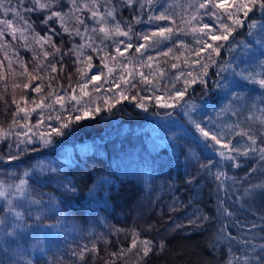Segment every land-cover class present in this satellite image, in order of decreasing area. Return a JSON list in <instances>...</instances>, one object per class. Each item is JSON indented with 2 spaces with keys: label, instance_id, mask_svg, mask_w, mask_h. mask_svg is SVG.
Here are the masks:
<instances>
[{
  "label": "trees",
  "instance_id": "trees-1",
  "mask_svg": "<svg viewBox=\"0 0 264 264\" xmlns=\"http://www.w3.org/2000/svg\"><path fill=\"white\" fill-rule=\"evenodd\" d=\"M166 1L154 0L153 5H145L142 10L139 5L135 10L121 7L119 17L125 22L132 21L135 33H142L143 30L150 32L155 30L157 23L162 26L165 22L136 23L132 17L139 12L140 18L146 20L148 15L158 14ZM103 3L104 0H100V4ZM30 6L29 0H24L22 5L18 3V0H11L10 4L6 3V7L15 8L30 22H34L35 32L40 36L51 35L41 24L45 13L43 11L26 12L25 9ZM203 12L204 10H201V23L209 21L208 16L203 15ZM85 14L90 16L87 9ZM250 17L259 20L261 14L255 11L254 14H250ZM4 20H11L13 28L23 27V23L18 21L13 12L5 15L3 9H0V21ZM176 22L180 23L179 20ZM49 23L56 28L58 34L53 37V42L61 48L63 55L57 53L54 57L52 55L43 57L41 48L50 53L54 51L50 45L41 46L32 42L29 37V47H24L25 41L19 39V32L16 33L17 39H13L11 29H8L0 40L8 45L6 49L0 48V75L3 76L0 79V97H2L0 128L8 132L11 126L12 133L0 138V155L5 157L0 160V164H3L0 168V182L7 186L13 184L18 178L14 175H6L7 170L15 174L27 172L29 175L25 179L29 181L36 198L42 196L45 202H49L51 198L55 209L45 211L39 221H36V213L33 212L28 219L31 228L19 233V240L16 239L11 243L12 249L8 256H0V264H27L28 261H31V264H109V262L142 264L141 257L137 255V249L127 251L131 246L133 233H138L140 239L166 242L165 251L150 254L148 258H145L146 264H226V261L233 258V252L228 251L226 245H220L217 249L211 248V242L218 235L217 229L222 223L227 224L229 231L237 238V243L232 244L237 256H242L243 252L247 251L242 244L238 243L241 239L252 240L255 237L254 243L257 245L264 243L261 239L264 237V231H261L259 227L264 225V219H262L264 196L260 194L262 190L258 188L250 190L252 194L249 196L253 200L251 208L245 205V200L239 202L241 205H237L234 201L244 196L243 192L249 188V185L264 183V162H260L258 157L256 159L240 157V168L227 167L222 160L218 164L220 167L216 165L210 170L202 167L207 165L209 160L213 162L215 160L208 153L210 149L205 147L203 138L195 132L184 114L186 107L163 109L155 106L149 99L146 108H140L135 101L129 99L121 100L120 103L109 108L102 102V98L112 97L127 86L119 83L117 77L122 73L117 69L116 61L111 59L107 61L109 67H113L111 74L108 73L107 68H104L100 59L104 55L102 52L96 54L88 49L84 50L88 55L93 56L92 63L93 66H98L99 75L103 72L100 90L92 94V100L95 103L90 104L93 108L99 106L101 111L94 112L79 121L73 119L70 127L65 129V135L53 137V143L48 146H42L34 134L39 131H48L49 125L58 126L55 119L48 120L47 116L51 114L55 117L61 114L66 118L69 115L67 109L73 107L75 102L66 100L65 108L55 105L53 109H47L43 113L40 109L36 112L29 111L27 118L29 125H36L38 121H42L43 124L40 128H32L29 134L33 135L34 142L27 147H35L39 150L25 152L18 160L7 159L9 155L17 153L14 146L9 147L16 143L14 132L17 129L12 123V113L16 110V105L11 102L14 94L13 83L22 84L28 81V77L27 74L12 76L9 73L5 52L12 59V67L17 73L23 71L18 59L24 61L28 73L32 74H35L33 70L37 63L47 64L49 61H59L56 65L57 72H51L50 68L37 70L44 80L43 82L33 81V86L43 83L41 94L32 91L31 87L15 90L18 102L29 110L34 106L31 103L33 100L40 102V95H46L52 89L61 95L70 93L72 89L78 93L77 81L83 82L77 68L84 69L86 65L74 63L77 60L75 53L69 54L73 43L80 44V37L74 35L70 37L68 33H64L58 22L50 21ZM211 23L214 28H218L215 18ZM166 24L169 25L167 22ZM0 27L4 26L0 25ZM181 27L186 26L181 25ZM252 33L249 35L247 28L238 29L233 34L235 39L230 37L225 47L221 48L220 55H214L216 63L208 68L207 76L201 77L207 83L201 84V78H198L197 82L188 89L185 101L188 105L196 106L194 118L205 121L207 118H202L203 111L212 114L215 108L225 105L222 103L225 98L231 101L236 94L241 93L248 98L255 95L259 102L264 99V88L244 78L250 73L264 74V68L259 66L264 61V55H262L264 31L252 29ZM117 38L113 37L105 41V44L110 46L107 47L108 53H111L113 39ZM124 39L128 40L127 37ZM132 42L143 43L142 40H136L135 36L132 37ZM246 44L250 47H245ZM169 47L173 49L172 53L166 57L161 56L160 52L167 51ZM200 47L194 34L177 32L172 39L160 46L149 48L143 56L132 48L125 52L124 58H118V60L127 64L129 71L143 72L146 75L155 74L153 83L156 87L150 91V95H145L144 90L138 93L139 96L151 98L154 92L162 95L169 86L173 84L177 86L179 82L177 77L182 78L184 82L187 73L191 72L193 76H196L203 71L201 65L207 62L208 53L202 52L200 57H197L195 50ZM229 47L232 51H229ZM149 55L154 57V60L150 62L151 68L141 66L142 61L147 62ZM177 56L179 59L174 58ZM129 60L132 62L128 63ZM197 60L199 63L196 62ZM173 63L177 65L176 68L171 67ZM61 68H63L62 71ZM181 72L184 76H181ZM56 77L58 79H50ZM108 77L111 80L109 83L105 82ZM256 77L258 80L262 78L261 75ZM150 78L153 77L150 76ZM139 79L137 75L135 82L138 83ZM49 83L52 84L51 89L48 88ZM182 85L184 86V83ZM139 87L143 89L145 86L139 85ZM178 87L182 88L179 85ZM109 88L112 90L109 91ZM128 94H137V89H132ZM21 95H24V100L20 99ZM47 102L51 103V100ZM84 102L89 103V97H84ZM260 107L264 105L261 104ZM78 114L80 113L76 110L71 113L72 116ZM23 117L24 113H20L16 119L23 124L25 122ZM242 118L243 116L240 117ZM152 119L158 121L157 136H153L148 131L152 125ZM177 126L185 129V133L174 132ZM256 126H252L254 131L259 129ZM241 127L249 128L243 126V123ZM23 131L26 129L23 128L20 132ZM237 140L240 141L241 148L247 143L245 139L238 136L234 138V142ZM65 147H69L71 153L65 154L59 150ZM6 149L9 151L4 154ZM41 162L45 167L51 164L60 170L56 173L47 170L41 172L37 168ZM218 170L224 171L231 179L222 177L221 185L215 179ZM69 183L75 191H69L64 187ZM221 201L225 206H230L229 211L233 212L234 216L228 218L217 211ZM194 213L208 215L215 219L206 222L202 228H194L187 224ZM178 223L184 224L185 227L173 232V226ZM253 223L257 227L251 232L240 226L241 224L250 226ZM149 225L152 226L150 231L146 230ZM44 228L49 232L55 229L60 235L54 238L55 241L50 240ZM36 241H42V243L33 247ZM93 245L96 246L97 251H86L84 259L81 260L79 255L81 249L85 246L91 249ZM121 250H125L122 255H113V253H121Z\"/></svg>",
  "mask_w": 264,
  "mask_h": 264
},
{
  "label": "snow or ice",
  "instance_id": "snow-or-ice-1",
  "mask_svg": "<svg viewBox=\"0 0 264 264\" xmlns=\"http://www.w3.org/2000/svg\"><path fill=\"white\" fill-rule=\"evenodd\" d=\"M6 3L10 4L11 0H0V9H3L5 15L8 12H13L18 21L23 23L21 28H13V22L11 20L0 21V40L5 36L8 29H11V34L13 39H17L16 33L19 32V39L25 41L24 47H29L28 41L31 37V41L37 44H48L51 48L54 49L52 53L43 50V57H48L52 55L53 57L61 52V48L57 47L53 42V37L57 35L55 27L49 23H59L63 32L68 33L69 36H79L82 40L86 39L87 43L75 44L73 43V48L69 50V54L75 53L77 60L74 63L79 62L82 65H86L88 70L93 68V56L87 55L84 56V49L90 48L92 52L99 53L104 52V55L100 57L101 62L104 65V68H107L109 74L113 72V67H109L107 61L111 59L112 61H117L118 58H124L125 52L129 49L135 48L136 53H140L143 56L144 52H147L149 48L158 47L163 44L165 41H168L173 38L177 32H190L196 36L197 44H200L201 47L195 50L197 57H200L202 52H207V62L201 65L203 69L202 72L198 73L196 76H193L191 72L187 73V78L184 79V86L182 88H176L175 84L172 85L171 89H165L162 95L153 94L151 98L146 96H139V91H143L139 85H144L149 90L155 89L156 85L153 83V79L156 78L154 73L146 75L143 72H133L128 70V65L120 63V67L123 68L125 75L119 76V82L127 87L117 94H114L112 97L102 98V102L107 105L109 108L114 107L115 104L120 103L121 100H133L136 102L137 107L146 108V103L149 99L154 102L155 106L159 108L168 109L176 107H186L185 115L188 117L189 123L194 127L195 132L203 138L205 147L218 153L219 157L222 158L225 165L231 168H240L241 160L240 157H252L260 162H264V107L260 108L261 117L248 116L247 119H258L260 123V128L255 131L252 128L241 129L239 132H235L236 128H241L239 123L234 124H220L218 122H213L212 118L209 117L207 121L198 120L194 118L193 113L196 111L195 105H188L185 101V96L188 93V89L197 82L198 78L205 77L208 74V68L216 63L214 60V55L219 56L221 48L225 47V43L229 42L230 37L234 40V33L238 29L247 28L248 34L252 35V29H260L264 31V0H195V4H190V7H195L196 10L191 14L187 19L184 17L180 18V23L177 24L176 20L173 18V15L169 13L167 9L160 11L156 15H148L146 20L140 18L139 12L132 17V20L136 23H153L160 21H168L169 26H161L159 23L156 24L155 30L150 32L135 33L132 21L125 22L119 17V9L121 7H127L131 9H136V6L139 5V8L142 10L145 5L151 6L154 4V0H104V3L101 5L100 0H29L31 4L30 7L25 9L26 12H40L45 13L44 19L41 21V24L47 28V32L51 35L46 34L45 36H40L35 32L34 22H30L29 19H26L20 14L15 8L6 7ZM18 3L22 5L24 0H18ZM67 8V11H65ZM85 9L90 13L89 15L85 14ZM103 9V10H101ZM204 10L203 15L208 16L209 21L201 23L200 16L201 11ZM255 11H259L261 14V19L257 20L250 17V14H254ZM215 18V21L219 25L218 28H214L211 21ZM195 22V23H194ZM185 25L186 27H181ZM83 29V31H82ZM135 36L136 40H142L143 43L135 44L132 42V37ZM113 37H127L128 42L117 41L113 39V44L119 45L124 43L123 51L119 46H116L115 53L117 55H112L111 53L105 52L104 48L110 47L105 44V41ZM96 39L100 40V43L104 45V48L98 46L95 41ZM211 41V43L209 42ZM220 42V43H217ZM259 43V41L257 42ZM183 46V45H182ZM8 45L6 43L0 42V48L6 49ZM245 47H250V45H245ZM35 52V49H33ZM173 49L169 47L167 51L160 52L161 56H168L172 53ZM229 51H232V48L229 47ZM264 55V53H262ZM83 58V59H82ZM179 59V57H174ZM5 59L8 60V71L12 76H25L27 74L28 81L24 83H13V98L12 103L16 105V110L12 113L13 116V125L17 128H24L26 131L16 132L15 135L18 138L14 145H9V147H15L17 153L15 155H9L8 160H18L20 157L28 151H38L39 149L32 147H27L28 145L33 144L34 138L33 135H29L33 127L40 128L43 124L42 121H38L36 125H29L27 123V118L29 111L36 112L37 109H40L43 113L47 109H53L55 105H59L60 108H65V103L67 101H74L75 104L73 107L68 108L67 111L69 115L65 118L61 114L53 117L51 114L47 116L48 120L55 119L58 122V126H48V131H39L35 133V138L41 143L42 146H48L53 143V137H60L65 135V129L70 127L71 121L74 119L76 121L82 120L85 117L90 116L94 112L101 111L99 106L95 108L91 107V103H95L92 100V93L98 92L100 86L98 84H93V82H98L101 80V75H88V72L83 68H77L83 82L77 81V87L79 92L76 93L75 89H72L70 93L61 95L57 93L55 89L47 92L46 95H40V102L37 103L33 100L31 103L34 105L30 110L26 106H21L15 96L16 89H28L32 88V91L37 94H41L43 91V83L36 84L33 86V81L40 80L43 82L44 77L39 75L38 69H47L50 68L51 72H57V62L49 61L47 64L43 62L37 63L34 68L35 74L28 73L27 67L22 59H18L20 67L23 69L22 72H15L13 69V61L7 56L5 52ZM154 60V57L149 55L147 56V62H141V66H147L151 68V61ZM132 61L129 60L128 63ZM187 62V61H185ZM199 63V60L196 61ZM261 68H264V61L259 65ZM172 68H176L177 65L173 63ZM63 68H61V71ZM139 76V82H135V77ZM163 75V73H161ZM256 75H261L258 81L255 80ZM152 76L153 78H150ZM181 76H184V73L181 72ZM3 76L0 75V79ZM180 77H177L178 80ZM245 79H250L254 83H258L261 88H264V74L260 73H250L249 76L244 77ZM50 79H58L50 78ZM70 79V77H69ZM115 83V81H114ZM201 84H206L207 82L204 79H200ZM89 84H93L92 91L88 89ZM62 87V86H61ZM48 88H52V84H48ZM132 89H137V94L129 95L128 93ZM112 89L109 88V91ZM84 97H89V103L84 102ZM2 99V97H0ZM21 100H24V95H21ZM240 96L238 94L234 95V99L229 101L230 104L239 100ZM51 100V103L47 101ZM264 105V99L260 102ZM25 104L27 101L25 100ZM78 106V107H77ZM255 107V105H252ZM73 110L78 111L80 114L72 116L71 113ZM24 113L22 118L25 122L21 124L19 119L16 117ZM235 116H239L238 111H233L232 113ZM171 115V113H167ZM11 133V126L8 132H5L4 129L0 128V138H4ZM231 135H236L241 139L247 141L246 145L241 148L240 141L237 140L235 143L229 137ZM20 137H23L20 139ZM176 139V137H173ZM24 145V147H22ZM5 159L4 156L0 155V160ZM220 161L213 162L209 160L207 165H202L206 169H211L219 164ZM37 168L44 172L47 170L51 173H56L60 169L53 167L51 164L44 166L43 162L37 165ZM251 171H256V169H251ZM25 176L29 173L25 172ZM222 177L225 179H231L227 177V174L218 170L215 174V179L223 184ZM64 187L69 191H75V188L68 185ZM261 189V195L264 196V183L258 185H249V188H246L243 192L244 196H249L252 194L250 190L252 189ZM0 199L4 200V205L0 208V245L8 243L6 238L13 237L19 240V233H22L29 228L31 225L28 223V218L33 215V212L36 213V221H39L45 211L55 210L51 202H45L43 197L36 198L34 192L31 190L29 181L26 179H19V183L5 186L3 183H0ZM230 206H225L224 202L221 201L218 206L217 211L224 215L225 217H232L234 213L229 211ZM174 210V209H173ZM215 219L214 217L194 213L187 221L188 226L194 228L204 227L206 222ZM264 219V217H262ZM242 228H247L249 232L252 229L257 227L256 224H241ZM51 227V226H50ZM185 225L182 223L175 224L172 228V231L175 232L180 228H184ZM261 231H264V225L259 226ZM152 226L149 225L146 230H151ZM218 235L211 242V248L217 249L220 245H226L228 251L233 252V258L226 261V264H264V243L256 244L249 239H241L238 243L242 244L247 251H244L242 256H237L235 251L232 248L233 243H237V238L232 235L229 231V226L227 224H221L220 228L217 229ZM264 240V237L261 238ZM42 241H36V245L41 244ZM132 249H137V255L141 257L142 264H146V259L150 254L162 253L166 249V242L161 240L159 242H153L150 239H140L138 233H133L131 238V246L127 251ZM86 251L96 252V246L93 245L91 249H88L87 246L81 249L79 255L81 260L84 259V253ZM125 250H121V253H113V255H122ZM27 264H31V261H28ZM109 264H115V262H109Z\"/></svg>",
  "mask_w": 264,
  "mask_h": 264
},
{
  "label": "rangeland",
  "instance_id": "rangeland-1",
  "mask_svg": "<svg viewBox=\"0 0 264 264\" xmlns=\"http://www.w3.org/2000/svg\"><path fill=\"white\" fill-rule=\"evenodd\" d=\"M190 4H193L194 5L195 4V0H167L165 2V4L163 5V7H161V9L158 11V13L160 11L164 10V9H167L169 11V13H171L173 15V18L174 19L180 21V18L181 17H184L185 19H187L196 10V8L194 6L193 7H190L189 6ZM201 17H202V15L200 16V19H201ZM163 22H165V23L162 24V26H169V25L166 24V22L169 23L168 21H163ZM143 32H146V30H143ZM115 40H117V41H124V43H127L128 42V40L124 39V37H121V38L118 37ZM79 42H80V44L81 43H87V40L86 39L82 40L81 37H80V41ZM95 43L98 46H100L101 48H104V45L100 43V40L99 39H96ZM124 43H121L119 45L113 44L111 53H114L113 55H116V53H115L116 46H119L122 49V48H124ZM85 49H88L89 51L92 52V50L90 48H85ZM104 51L107 52V48H104ZM99 53H96V54H99ZM102 53L104 54V52H102ZM87 55L88 54L84 51V56L86 57ZM120 63H122V62H120V61H119V63L117 62V69L119 70V72L121 71V73L127 77V73L124 72V70H123L122 67H120ZM84 70L88 72V75L89 76H91V75H99V73H100V70L98 69V66L97 65L96 66H93V68L91 70H88L86 68V66H85L84 67ZM247 74H249V70H247ZM117 78H119V76ZM117 78H116V81H117ZM106 80L107 81H105V82H107V83H109L111 81L109 79V77ZM178 80H179V82H177V84L182 87L183 86L182 84L184 83L182 81V78H179ZM255 80L258 81V79H257L256 76H255ZM102 82L103 81H102V77H101V80L100 81H98V82H95L94 81L93 84H98L99 86H101L102 85ZM93 84H89V86H88V89H89L90 92L92 91ZM178 85L176 86V84H175V87L176 88H179ZM115 86L117 87L119 85H115ZM171 88H172V85L169 86L168 89H171ZM143 89H144V94L145 95H150V91H153L154 90V89L149 90L146 87H144ZM94 93L95 92H93L92 94H94ZM238 95L240 96V99L238 101H235L232 104L229 103V101H230L229 99L225 98L224 101L222 102V103H225V105H223L221 107L215 108V110H214V112H212V114H207L206 111H203L202 112V116H203L202 118H207L205 120V121H207L208 118L211 117L213 122H218V123H220L222 125L223 124H234V123H239L240 125H242V123H243V126H245V127L252 128V126L257 125L256 127L260 128V123H259V120L258 119H251V120L250 119H247V117L250 116V115L253 116L254 118L255 117H261V112L259 111V109L261 108L260 107L261 104H260L259 100L257 99V96L253 95L252 97H249L248 98V97L243 96L241 93L238 94ZM232 97H233V94H232ZM233 99H234V97H233ZM252 105H255V107H252ZM233 111H238L239 112V116L233 115L232 114ZM245 111H247V112H245ZM200 116H201V114H200ZM242 116H243V118L240 119V117H242ZM245 121H247V122H245ZM156 123L158 124V121H155L154 119H152V125L148 129V131L153 136H157V134H158V126H157ZM164 123H166V122H164ZM242 128L243 127H241V129ZM22 129H23L22 127L17 128V129H15V132L14 133L20 132ZM241 129L236 128L234 131L235 132H239V131H241ZM171 131H173V130H171ZM185 131H186L185 129H183L182 127H179V126H177L176 128H174V132L185 133ZM235 137H237V136L236 135H231L229 138L232 139V141L234 142V138ZM14 138H15L14 139V142H16L17 139H18L16 137V135H15ZM158 143H162V141H158ZM59 150L61 152H65V154L71 153V149L69 147H65V148L59 149ZM5 151L6 152L4 154H6L9 150L6 149ZM208 153L210 154V156H212V158L215 160V162L216 161H220V163H221L223 161L222 158L219 157L218 153H214L211 150H208ZM217 166L220 167V165H218V164H217ZM2 167H3V164L2 165L0 164V168H2ZM24 173L25 172H21L20 174H15L14 172L7 170L5 174L8 175V176H13V175L14 176H18V178L15 179V181L13 182V184H15V183H19V179H25L26 178V176L24 175ZM239 198L240 199L237 198V199L234 200L237 205L240 204L239 202L241 200H245L246 201V204L245 205H248L249 208H251V206L253 205V200H252V198L250 196H246V197L243 196L242 198L241 197H239ZM4 203H5L4 200L3 199H0V208L3 207ZM30 218H28V219H30ZM41 231L43 232V230H41ZM44 231H46L48 233L47 234V237L50 238V240H54V238H56L57 235H60V233L57 232V230H55V229H53L52 231L49 232L46 228H44ZM67 237H70V236H67ZM6 239L8 240V243L0 245V256H5V257L8 256V253L12 249L11 243L14 240H16V238H13V237H8Z\"/></svg>",
  "mask_w": 264,
  "mask_h": 264
}]
</instances>
